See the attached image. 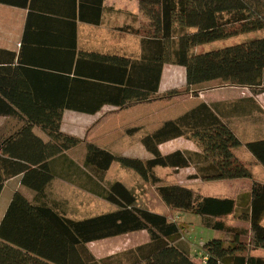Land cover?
Listing matches in <instances>:
<instances>
[{"label":"trees","instance_id":"trees-1","mask_svg":"<svg viewBox=\"0 0 264 264\" xmlns=\"http://www.w3.org/2000/svg\"><path fill=\"white\" fill-rule=\"evenodd\" d=\"M139 2L145 20L138 30L143 36V55L140 59L116 58V104L120 110L172 102L183 95L197 98L194 87L213 81L248 88L255 95L264 93V35L209 52H195L210 43L264 32V0ZM166 65L186 69L184 91L158 94ZM256 105L251 98L244 105L202 102L190 108L140 139L151 155L149 159L116 155L96 143L83 142L62 131L64 109H38V122L21 124L0 143V196L4 184L18 176H22V186L35 193L33 200L20 192L11 200L0 223V264H264V257L253 255L264 251V184L255 181L251 170L236 156L235 150L242 143L229 125L230 117L252 116ZM35 129L44 133L47 141L36 136ZM139 130L130 129L128 133L134 135ZM177 139L194 142L198 151L162 154L160 146ZM83 143L87 149L85 185L92 188L89 192L96 189L99 193L95 194L116 210L73 220L49 202L46 190L64 176L56 170L55 161ZM246 148L254 163L264 167V139L248 142ZM114 163L156 186L169 209L199 216L205 228L223 232L225 239L207 242L203 248L206 260L195 262L176 246L182 239L180 225L166 215L138 206L136 196L121 182L103 185ZM157 167L177 171L194 167L192 180H243L249 185L235 197L205 196L179 184H162L154 172ZM228 217L246 222L250 228L232 227L226 222ZM138 232H147L149 242L104 259H97L88 247Z\"/></svg>","mask_w":264,"mask_h":264},{"label":"crops","instance_id":"crops-1","mask_svg":"<svg viewBox=\"0 0 264 264\" xmlns=\"http://www.w3.org/2000/svg\"><path fill=\"white\" fill-rule=\"evenodd\" d=\"M7 1L0 2V143L14 133L21 124L38 122V109H64L63 132L76 136L65 130L64 125L68 123H92L94 121L99 124L107 123L106 125L114 126V131H110L111 128L110 132L106 130L107 132L100 135L99 140L108 145L97 141L89 142L96 143L116 155L136 157L134 155L137 154L130 151L132 149L130 145L133 143V139L137 138L139 149L146 156L143 158L138 155L139 158H151L140 139L145 134L159 129L165 119L156 120L157 114L144 116V113L147 108L150 110L151 106L160 102L141 104L123 111L116 104L118 99V95L116 96L118 88L116 87H119L116 84L118 80L116 73L114 74L117 66L116 58L120 56L140 59L143 55V36L141 33L138 34V30L144 26L145 22L141 12L139 14L133 11L123 12L118 7V0H103L102 3L100 0ZM100 4H102L101 9ZM166 67L167 65L163 69L159 95L165 93ZM244 89L249 90L248 88ZM251 98L257 104V111L253 109V112L262 116L264 113V93L255 97L252 94H244L235 100L204 102L209 105L242 102L244 105ZM198 104L192 102L191 106L184 110V113ZM248 104L252 107L251 103ZM96 108H101V110L98 112L89 111V109ZM6 109L9 111H5ZM163 109L165 108L163 107ZM181 115L179 114V116ZM123 119L127 120L128 124L125 132V147L129 151L117 152L112 149L116 146L113 137L118 135L116 130L123 127L120 125ZM152 119L154 124L153 127H150ZM4 124L12 125L8 132L3 131ZM134 128L140 130L134 135H130L128 131ZM34 133L47 141V137L40 130L35 129ZM180 140L186 139H177L163 144L160 146V151L164 155L176 151H198L196 147L195 149L190 147L178 148L175 144ZM81 146L83 145L70 150L65 156L59 157L55 161L56 170L64 173V176L55 179L46 190L49 202L57 205L67 214V217L73 220L76 219L70 217L68 213L67 199L56 196V192L55 195H51L49 189L52 185L64 186L69 190L68 192L77 197L82 196L83 199L94 197L105 201L95 194L99 193L96 189H93L96 191L95 193L89 192L88 190L92 188L85 185L87 149L85 145V152L77 154ZM166 147L173 148L164 150ZM76 155H81V157H76ZM157 169L170 170L169 168L157 167L154 172ZM186 171H189V178L196 174L194 167L179 170V173ZM21 181L22 176H18L4 184L0 196V223L17 192L22 193L29 200L34 199L35 193L23 187ZM195 181L201 180H193V182ZM14 182H18V184ZM112 183L114 182L105 181L103 185L108 187ZM11 184L13 185L11 191H6ZM179 185L192 188L181 183ZM26 191L31 195H28ZM115 210L116 207L114 206L111 212ZM144 233L147 236L141 237L142 242L137 243L132 239V243L122 245L123 247L118 250H109L105 246L100 255H96L90 247L91 244H103L114 239ZM148 242L147 232H138L90 243L88 247L93 255L100 260ZM253 255L264 257V251H256Z\"/></svg>","mask_w":264,"mask_h":264},{"label":"rangeland","instance_id":"rangeland-1","mask_svg":"<svg viewBox=\"0 0 264 264\" xmlns=\"http://www.w3.org/2000/svg\"><path fill=\"white\" fill-rule=\"evenodd\" d=\"M139 0H118V7L122 9L123 12L125 11H133L134 13H140V5ZM142 16V14H141ZM138 18V17H137ZM120 20V19H119ZM143 21V19H141ZM136 21V20H135ZM139 23V22H138ZM264 32L253 33L248 35H243L239 37H235L229 40L224 41H217L214 43H210L195 49L197 53L209 52L216 49H221L229 46H233L235 44H239L245 40L255 38L258 36H263ZM186 69L181 68L180 66L176 65H167L166 67V74H165V93L161 94L164 95L167 92L171 91L172 89H177L180 91H184L186 88ZM194 91L198 92V97H193L191 95L180 96L175 98L172 102H161L154 106L150 107V110H147L144 113V116H150L151 114H157L156 120L165 119V121L173 119V117L179 116V114H183L184 110L189 108L194 102V104H198L204 101L207 102H216V101H225V100H235V98L239 96H243L244 94L253 95L254 97L260 94H254L250 89H244L242 87H232L224 84L220 81H213L209 83L201 84L200 86L194 87ZM202 95V96H201ZM163 103V104H161ZM163 107L165 109H163ZM189 110V109H188ZM110 113V112H109ZM127 116V115H125ZM98 121V120H96ZM151 126L153 127L154 120L151 121ZM107 123H96L95 121L92 123H68L64 125L65 130L68 133H73L76 137L83 140V142H93L97 141L101 144L108 145L106 142H102L99 140L100 135L107 131H114L113 125H106ZM127 120L123 119L120 123L121 128H118L116 131L118 135L114 136V148L117 152H128L129 149L125 147V139L127 131ZM229 125L232 130L235 132L237 137L242 143V146L235 150L236 156L245 163V165L251 170L254 180L257 182H261L264 184V167L255 164V159L249 150L246 148V144L251 141L264 139V113L262 116L257 115V113L253 114L252 116H236L229 118ZM12 125H3V131L8 132L9 128ZM13 130V129H12ZM11 130V131H12ZM107 130V131H106ZM1 131V132H3ZM109 131V132H110ZM138 139L134 138L133 143H131L130 151H132L136 158L142 156L143 158L146 157L141 153L139 149ZM188 140H180L176 142V146L178 148L184 149L185 147H190L192 149L198 148L194 142ZM137 144V145H136ZM81 148L79 149L78 153L85 152V143L82 144ZM129 147V146H128ZM170 148H165L164 150H169ZM140 155V156H138ZM81 155H76L78 157ZM129 156V155H128ZM141 159V158H140ZM254 163V164H253ZM189 171L181 172L176 171L174 169L170 170H162L157 169L155 171V175L161 179L162 184L169 185V184H185L191 186L195 191L201 193L205 196H212V197H235L240 192L244 191L248 188L249 181L243 180H235V181H210L204 182L201 181L193 182L192 179L188 176ZM189 178V179H188ZM105 181L107 182H122L130 191L137 198V204L141 208L148 209L149 211L155 212L157 214L166 215L169 219L173 222H176L180 225L183 229L182 239L176 246L186 252L195 262L200 260H206V255L204 252V245L213 239H225V234L223 232L207 229L202 225L201 218L197 215L191 213H184L178 212L169 209L161 200L159 195L156 191V186L152 185L151 183L145 182L141 179V177L133 170L125 168L121 166L119 163H114L111 167L110 171L107 173L105 177ZM202 184H201V183ZM18 184V182H14ZM13 185L7 187V190L11 191ZM28 190V189H27ZM51 195L61 196L63 199H67V210L70 214V217L75 218L76 220H82L85 218H89L92 216H97L100 214L111 212L114 209V205L106 201H101L98 198H82V196L77 197L73 193L68 192L67 188L64 186H51L50 187ZM28 192V191H26ZM27 194V193H26ZM30 193L28 192V195ZM50 194V193H49ZM31 195V194H30ZM7 197V196H5ZM88 197V196H87ZM227 224L232 227H236L239 229L248 230L250 225L246 222H240L235 220L234 217H228L226 219ZM146 233L138 234V235H131L126 236L119 239H114L106 243H95L91 244V249L96 255L102 254L105 249V246L109 248V250H118L121 249L122 245H128L132 243V239H134L137 243L142 242L143 239L141 237H146Z\"/></svg>","mask_w":264,"mask_h":264}]
</instances>
